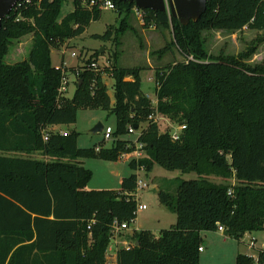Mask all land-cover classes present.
Segmentation results:
<instances>
[{"label":"trees","instance_id":"16d2710c","mask_svg":"<svg viewBox=\"0 0 264 264\" xmlns=\"http://www.w3.org/2000/svg\"><path fill=\"white\" fill-rule=\"evenodd\" d=\"M66 1L24 0L0 30V264H108L114 224L131 227L137 217L138 175L124 177L120 190L89 189L93 173L83 160L119 161L137 150L136 143L147 155L130 161L133 170L159 164L199 178L183 180L176 196L159 190L160 202L177 214V223L158 236L135 231L133 246L116 251L117 264H200L203 232L222 225L226 236L239 240L263 231L264 62L254 63L252 57L264 34L245 51L214 56L203 33L264 32V0H208L202 18L189 25L170 11L141 10L144 28L170 29L171 44L186 57L156 71V107L142 89V69L119 66L117 52L103 70L115 81L114 104L104 72L93 66L99 51L83 62L82 83L73 97H64L60 88L67 70L52 64V50L82 35L103 12L73 0L72 11L64 15ZM115 2L120 15L135 11L133 3ZM127 27L124 18L116 32ZM29 35L28 57L6 62L11 46ZM113 35L110 28L95 37ZM79 108L116 115L110 147L82 148L76 130L51 129L75 124ZM155 113L186 125L179 140L160 133L149 119ZM142 123L147 126L136 140L120 138L130 127L136 133ZM38 152L44 158L31 156ZM210 175L236 183H216ZM236 264H264V248L256 258L238 254Z\"/></svg>","mask_w":264,"mask_h":264},{"label":"rangeland","instance_id":"374dc122","mask_svg":"<svg viewBox=\"0 0 264 264\" xmlns=\"http://www.w3.org/2000/svg\"><path fill=\"white\" fill-rule=\"evenodd\" d=\"M72 9L73 0H67L63 7V14L66 15ZM102 11L100 19L93 21L82 35L66 40L52 50V64L58 68L63 66L67 70L68 85L67 91L63 93L64 97L70 99L73 97L79 84L82 83L78 71L82 69L83 62L96 51H99L98 63L100 71L104 72L101 78L107 87V94L111 98V103L114 104L115 81L109 72L103 70L111 64L109 59L112 57V53L117 52L119 66L142 69L140 72L142 89L156 107V71L186 59L179 49L171 44L173 41L171 30L156 27L144 28L143 19L136 11L129 16L120 15V12L116 10ZM124 18L128 19L127 29L116 32V29L121 27ZM110 28H113L114 32L112 39L105 40L95 37V35H104ZM203 34L207 52L215 56L222 53L229 55L245 51L264 32L251 29L238 32L209 30L204 31ZM31 45L32 36L24 37L15 44V47L11 46L6 62L14 63L27 58ZM257 51V54L252 57V62H264V43L258 47ZM73 53L76 56H72ZM132 78L127 77L128 80ZM155 116L160 133H171L181 126L179 122L174 121L167 115L155 113ZM99 122L104 127H111L114 131L117 127L116 115L110 110L79 108L75 124L70 126L61 125L60 129L57 128L54 131L76 130L79 133L78 144L82 148L110 147L115 139L114 135L112 139L106 140L104 130L96 133L92 132L93 127ZM146 126L147 123H142L141 128L136 133H127L120 138L136 140L138 134ZM123 155L119 161L115 162L105 161L100 156L88 157L83 160L84 166L93 173L88 185L89 189L120 190L122 178L129 177L132 174H137L138 179H142L148 185L144 189H137L136 191L138 204L143 205L144 209L138 210L137 217L131 227L120 231L112 238L107 252L108 264H117L115 253L120 247L133 246L134 239L132 236L135 231L148 230L158 236L162 230L169 229L177 223V214L160 202L158 196L160 189L176 196L179 185L183 180L199 178L196 172L169 170L159 164H155L153 169L148 171L144 169L133 170L130 161L133 158L146 156L145 151L127 157H123ZM31 156L39 159L44 158L39 152ZM207 178L216 183H236L233 178L228 181L213 175ZM202 237L205 240V243H203L205 251L200 253V264H236L238 254L258 255L259 250L264 248V230L247 232L239 240L226 236L219 231H205L202 233ZM253 242L255 243L254 246L252 245Z\"/></svg>","mask_w":264,"mask_h":264},{"label":"water","instance_id":"95a60500","mask_svg":"<svg viewBox=\"0 0 264 264\" xmlns=\"http://www.w3.org/2000/svg\"><path fill=\"white\" fill-rule=\"evenodd\" d=\"M24 0H0V30L4 19L11 13L14 6ZM124 3H133L140 10L150 9L153 11H170L174 17H177L181 24L189 25L191 22H198L205 14L208 6V0H115ZM137 128V126H136ZM104 125L97 123L92 132H101Z\"/></svg>","mask_w":264,"mask_h":264},{"label":"built area","instance_id":"2783aa9c","mask_svg":"<svg viewBox=\"0 0 264 264\" xmlns=\"http://www.w3.org/2000/svg\"><path fill=\"white\" fill-rule=\"evenodd\" d=\"M26 1L30 2L31 0H26ZM79 1L82 3V5H84L85 7H88L89 9H93V8L96 7V8H99L101 10H117V5H116L115 0H79ZM22 2L23 1L17 3L14 6V8H16V7L19 8L22 5L21 4ZM135 11L143 19L142 11L140 9H138V8H135ZM72 56H76V54L73 53ZM98 65H99V63H94L93 64V66H95V67H97ZM61 67L65 70V68L63 66H61ZM67 85H68V81H67V78L65 76L63 78L62 86L60 88V92L61 93H64L65 91H67ZM149 119L154 120V121L157 122V118H156L155 114L150 115ZM185 128H186V125H181L178 130H175V131L171 132L172 139L173 140H179L181 138V134H182V132H183V130ZM103 130L105 132V139L106 140L112 139L114 130L111 127H104ZM129 133H135V130H134L133 127L129 128ZM136 146H137V150L135 152H133L131 154L124 153L123 157L132 156V155L140 152V149H141L142 145L136 143ZM97 150H99V147H97ZM137 186H138L137 189H144L148 185L146 183H144L142 179H138ZM140 209L141 210L144 209V206L141 205V204L140 205L138 204V210H140ZM128 228L129 227L126 225V223H122V224L115 223L114 224V232H115V234L119 233L120 231L126 230ZM218 231L224 234L225 233V227L222 226V225H219ZM252 245L254 246L255 243L253 242ZM203 250H204V247H201L200 251L202 252Z\"/></svg>","mask_w":264,"mask_h":264},{"label":"crops","instance_id":"0c3cea01","mask_svg":"<svg viewBox=\"0 0 264 264\" xmlns=\"http://www.w3.org/2000/svg\"><path fill=\"white\" fill-rule=\"evenodd\" d=\"M245 30V29H244ZM57 128H61V125H58V126H53V127H51V129L52 130H57ZM65 132H66V130H64ZM84 162V161H83ZM123 179V178H122ZM122 181V180H121ZM223 234V233H222ZM225 235V234H224ZM205 251V249L202 251V252H204ZM116 254V256H115V259H116V262H117V253H115ZM250 256H253V257H257V255H250Z\"/></svg>","mask_w":264,"mask_h":264}]
</instances>
